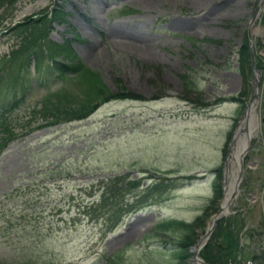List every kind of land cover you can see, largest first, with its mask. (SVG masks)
I'll return each instance as SVG.
<instances>
[{"label": "rangeland", "instance_id": "rangeland-1", "mask_svg": "<svg viewBox=\"0 0 264 264\" xmlns=\"http://www.w3.org/2000/svg\"><path fill=\"white\" fill-rule=\"evenodd\" d=\"M88 1L85 5L94 4ZM99 1L110 6L100 18V29L94 28L98 18L94 13H90L89 22L76 24L82 0H19L13 11H0V57L29 40L39 43L47 37L64 44L72 42L84 64L110 92L125 90L145 98L114 100L86 119L60 123L53 117L47 119L46 114L66 113L68 99L74 96L70 89L74 79H63L49 88L40 81V87L28 88L25 95L19 86L17 96L25 98L16 107L9 98L15 93L0 91V104L8 108L4 122L13 137L0 148V264H25L36 262L34 259L45 264H177L168 241L183 233L177 226L164 232H156L155 227L162 220L189 222L201 215L213 195L212 175L155 195L145 208L124 216L111 232H103V225L104 229L109 226L90 206L97 203L101 182L106 179L130 173L131 179L141 177L151 193L155 187L147 183L152 182L148 178L155 171H168L173 177L224 164L221 149L229 123L232 127L239 123L244 106L228 100L215 108L201 109L199 103L194 107L181 99H197L202 93L206 100L238 94L243 87L238 50L248 37L264 61L262 0H202L199 4L208 1L209 6L198 9L187 0H158L149 9L139 0ZM61 5L69 13L65 20L64 15L52 14ZM258 7L262 11L256 18ZM43 11L47 14L46 33L44 28H27L20 34L10 29ZM142 15L148 17L147 29L157 41L158 56L152 60L136 53L128 56L124 51L121 56L122 52L112 50L115 21ZM255 19L263 31L258 34L251 30ZM173 22L179 26H172ZM94 41L101 42L105 50L101 62L85 54ZM23 59V55L14 62L9 58L12 63L0 64V68L4 66L1 73L14 74L17 60ZM33 74L31 67L27 79L32 80ZM260 112L261 127L249 152V161L257 160L254 170L259 171L245 175L236 202L242 206L252 201V209L246 213L248 225L264 217V109ZM0 132L2 140H7L6 132ZM252 192L262 195L252 197ZM138 193L143 195L142 188L127 199ZM220 206L221 201L217 211L204 214L200 225L193 228L194 242L204 234ZM134 222L139 230L129 235ZM262 237L264 242V233ZM194 246L188 245L189 264Z\"/></svg>", "mask_w": 264, "mask_h": 264}, {"label": "bare ground", "instance_id": "bare-ground-1", "mask_svg": "<svg viewBox=\"0 0 264 264\" xmlns=\"http://www.w3.org/2000/svg\"><path fill=\"white\" fill-rule=\"evenodd\" d=\"M17 1L19 0H0V11H13ZM76 1L79 2V0ZM139 1L147 9L158 2V0ZM187 1L191 3V6H193L194 9H198L199 7L205 5V7L209 6L208 1L204 4H199V2L202 0ZM82 2L84 5L77 16L76 24L81 25L82 20H87L89 22V20L92 19L90 13H94V17L98 16L96 19L97 26L94 28L100 29L103 26V21L100 18L101 16L103 17L106 12L110 11V6L106 3L105 5L102 4L99 0L88 1L94 3L93 5L89 4V6L85 5L86 0H82ZM63 8V5L58 6L57 9L52 12V14H55L57 17L64 15V18H59H63L62 20H65L69 13L64 12ZM130 11L132 10L130 9ZM261 11L262 8L258 7L256 11V18L261 13ZM46 15L47 14L43 11L39 15L36 14L34 16H29L23 21L14 24L10 29L13 31L16 30L17 34H20L22 30H27V28H44V32L46 33V30H48V25L45 21ZM255 21L256 19L253 21L254 24L252 25L251 29L252 33L258 34L259 32H263L262 28L255 24ZM148 23V17L144 15L134 18L117 19L114 23L113 33H111L112 50L122 52L120 53L121 56L124 52H127L128 56H130L132 53H136L144 60H152L156 58L158 56L156 51L157 41L153 36H151V33L149 32L152 30L147 29ZM171 25L178 27L179 23L173 22ZM41 40L39 43L37 41H34L33 43L30 40L28 41L31 42L33 48L38 45L31 51L25 47V44L28 42H26L24 45H21L22 42H20L10 51L11 53L9 52L6 56L0 57V64H6L7 61H9V58L12 59V53L16 57H20L22 54L25 56L23 61L18 64V71L13 72V76H5L0 71V91L2 93L13 91L15 95H11L9 98H12L13 103L18 104L25 98L21 97L20 95L17 96L16 89L19 86L22 87L19 92L25 95V91H27L28 88L30 91L32 86H39L40 81V84H43V87L49 88L52 84H58L60 81H63V79H74V83H72L70 86L72 92L71 95L74 96L73 98L68 99L69 107L66 109V112L68 113L62 114L61 112L59 114V112H57L55 118L58 117L57 121L60 123L83 120L72 118L71 113H77L76 115L78 116L85 115L89 103L87 98L90 95V92L95 90L92 84L86 85V73L84 72V66L86 68V65L78 56V53L75 50L72 42H67L64 44L47 39V37H44ZM247 40L250 49L249 59L245 58L244 56H240V50H238V65L241 69L240 71L243 80V87L238 94L232 95L230 97H217L214 100H206L202 93L197 97V99L193 96H187L181 99L183 102H185V104L191 103L194 107H196L194 105L195 103H199L201 109H212L215 108L216 105H221L223 102L228 100L238 102V104L244 106V111H241L239 117V123H235L234 127H232V123H229L230 130L226 133V141L224 142L221 149L224 164H221L218 167L212 166L211 168H203V172L196 171L190 174H180L173 177L169 176L170 173L168 171H155L148 178V180H153L151 183L147 184L154 187H157L158 183L169 179L171 185L174 186L172 189L167 191L170 192L172 190L183 188L191 182L207 178L208 174L213 176V195L208 199L201 215L189 222L184 220L169 219L162 220L156 225V232H164L167 222H170L173 228L177 226V229L182 232L183 235L187 233L184 224L189 227V234L186 235V238L190 240V235H193L190 244L194 243L195 245L193 250V262L191 264H215L214 259H218L224 264H264V262H262L264 261V242L262 240V234L264 233V217L262 216L255 220V224L248 225L246 213L251 211L252 207L250 203H252V201L249 200L242 206H237L236 204L241 192L240 188L245 175L259 171V168H255L254 170V166L258 161H249L251 156L249 152L253 147V139L256 137L261 127L260 110L261 108L264 109V61L263 58L257 55L253 41L249 39V37ZM101 42L103 41L101 40ZM101 42L94 41L89 45L87 51L85 49V54L87 52L89 56L99 62L103 61L106 57V53L101 46ZM243 47H245V42L241 48ZM66 59H70L71 61L68 63ZM42 66L44 73L41 72ZM52 66L55 67V71L52 69ZM3 67H1L0 70H2ZM31 67L34 69L32 80L27 79L26 77ZM100 86L102 88H106L107 94L103 95V98L98 101L97 108L85 116L84 119L92 115L103 104L114 100L145 99L139 95L129 93L125 90L112 93L104 84H101ZM193 89L195 91L197 88L193 87ZM126 95L131 96L126 97ZM247 96L248 99L246 100ZM0 108L1 110L5 109L4 106H0ZM46 117L47 119H49V117L52 118L51 115L49 116V113L46 114ZM207 171H209V173H207ZM132 179L141 181L142 188L144 187L142 183L143 179H141V177L138 179ZM261 190L264 193V187ZM162 194H156V196ZM255 195L259 197L262 194L260 192L251 193L252 197ZM260 200L262 201V198H260ZM131 201H133V199H131ZM220 201L221 206L218 212L212 215L209 227L206 229L201 238L198 241L195 240L194 242V235L196 234L193 231V228L197 225H200V222H202L204 219V214L218 209V203ZM150 202L151 198L149 199L147 205H149ZM263 203L262 205H264ZM147 205L136 209L133 212H137L145 208ZM138 230L139 224L138 222H134L127 234L131 235ZM181 240L182 239L178 238L174 241H168V247L172 249V253L176 256L177 264H189L187 262L189 244L187 245L186 242H181ZM236 249L238 251L236 258H234L232 251ZM211 254L213 257L212 261L209 257Z\"/></svg>", "mask_w": 264, "mask_h": 264}, {"label": "trees", "instance_id": "trees-1", "mask_svg": "<svg viewBox=\"0 0 264 264\" xmlns=\"http://www.w3.org/2000/svg\"><path fill=\"white\" fill-rule=\"evenodd\" d=\"M30 41H32V40H30ZM28 44H31V42H28ZM37 46H35L34 48L32 47L30 49V51L35 49ZM26 48L29 49L28 45ZM239 52H240V56H244L245 58L249 59L250 49H249V45H248V40H246L245 47L241 48ZM17 58L18 57H16L12 53L13 62ZM21 62H20V60L19 61L17 60L18 64H20ZM52 67H53L52 69L55 68L54 66H52ZM84 69H85L84 72L86 73V75H85L86 85L92 84L94 86L95 90L93 92H90V95L87 98L89 100L88 101L89 103H88L85 115H83V116L79 115L80 116L79 117L78 115H76L77 113L75 114L73 112V113H71V117L74 119H84L85 116H87L90 112H92L94 109L97 108L98 101L101 98H103V95L107 94L106 88L105 87L102 88L100 86L101 84L99 83L100 81L98 80V75H96L87 66H86V68L84 66ZM54 71H55V69H54ZM41 72L44 73L43 72V66H42ZM13 75L14 74H12V75L8 74L7 76L10 77ZM118 95H122V94H118ZM128 96H131V95H126V97H128ZM61 98H62V95L60 96V99ZM16 105L17 104H15V106ZM4 110L6 111V109H4ZM57 112H59V114H60L62 111L58 110ZM67 113L68 112H66V114ZM55 116H56V114L53 113L52 117L55 119V121H57L58 117L55 118ZM3 122H4L3 120L0 121V126L2 128L1 130L5 131L9 138L12 137L9 124L5 123L6 121L4 123ZM101 183H103L100 186V188L102 189L101 196L99 198L98 203L94 205V208L96 211H104L103 215L106 216V218H104L105 224H107L109 226V229H113L117 224H119V222L122 221L124 215L147 205V203L149 202V199L152 198L153 196H155L156 194H162V193L164 194L168 190L172 189V187H174L171 185L170 180L167 179L164 182L158 183V186L153 188V190H151V193L149 191V189H150L149 187L143 188L142 189L143 195L138 193L135 197H132L133 201H131V200L127 199V197L129 195H131L134 190L139 189L142 186V184H141V181H139V180L131 179L130 174L121 175V176H118L112 180L103 181ZM8 221H10V219ZM184 226H185V230L187 233L183 236L181 235L180 239H182L181 242L182 241L186 242V244L188 245L191 243V238H190V240L188 238H186V235L189 234V227L186 224H184ZM168 227L169 228L173 227L170 224V222H167V224H166V228H168ZM155 229L157 231V227ZM237 249L232 251L234 258H236L237 251H238ZM209 257L212 261V259H213L212 254ZM262 262H264V261H262ZM214 263L215 264H224V263H221V261L218 259H214ZM26 264H40V262L39 261L34 262V261L30 260V261H28V263L26 262Z\"/></svg>", "mask_w": 264, "mask_h": 264}]
</instances>
